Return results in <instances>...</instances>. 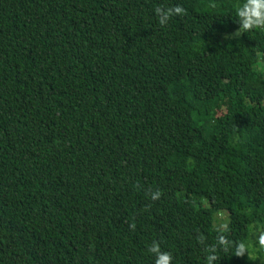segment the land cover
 <instances>
[{"label":"trees","instance_id":"obj_1","mask_svg":"<svg viewBox=\"0 0 264 264\" xmlns=\"http://www.w3.org/2000/svg\"><path fill=\"white\" fill-rule=\"evenodd\" d=\"M262 224L264 0H0V264H248Z\"/></svg>","mask_w":264,"mask_h":264},{"label":"rangeland","instance_id":"obj_2","mask_svg":"<svg viewBox=\"0 0 264 264\" xmlns=\"http://www.w3.org/2000/svg\"><path fill=\"white\" fill-rule=\"evenodd\" d=\"M238 35L234 34V36ZM31 131L35 140L39 139L47 131V118L42 107H34L29 111ZM225 211H218L213 217L215 228L226 226ZM243 257L248 264H264V224L251 227L248 240L242 246Z\"/></svg>","mask_w":264,"mask_h":264}]
</instances>
